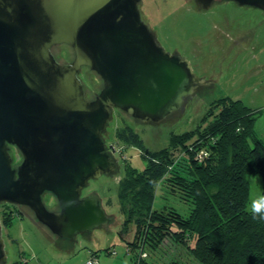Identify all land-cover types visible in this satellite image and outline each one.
<instances>
[{
    "label": "water",
    "instance_id": "1",
    "mask_svg": "<svg viewBox=\"0 0 264 264\" xmlns=\"http://www.w3.org/2000/svg\"><path fill=\"white\" fill-rule=\"evenodd\" d=\"M229 1L264 12V0ZM196 2L208 8L213 0ZM140 6L141 0H0V203L28 207L61 239L111 221L97 195L81 194L89 180L116 168L103 139L111 109L158 124L181 113L206 84L158 43ZM59 44L71 48V61L55 59ZM83 66L102 80L92 100L78 78ZM10 145L22 155L16 167ZM46 193L57 210L46 207ZM5 259L0 225V263Z\"/></svg>",
    "mask_w": 264,
    "mask_h": 264
},
{
    "label": "rangeland",
    "instance_id": "2",
    "mask_svg": "<svg viewBox=\"0 0 264 264\" xmlns=\"http://www.w3.org/2000/svg\"><path fill=\"white\" fill-rule=\"evenodd\" d=\"M140 9L158 43L167 52L173 53L174 49H178L191 61L212 66L218 77H209L213 80L211 86L206 83L209 78L203 77L206 84L187 99L183 111L158 124L142 123L117 108L111 109L103 139L107 147L111 145L114 148L116 168L108 175L89 180L81 193L82 196L94 194L100 198L102 208L111 217L109 224L94 229L90 234H77L74 240L61 239L38 222L26 206L0 203L1 237L6 254L3 264L16 261L25 264H85L93 255L97 260L95 264H134L133 257L144 252L148 255L147 264H171L174 260L197 264L186 248L170 236L164 237L159 247L152 251L142 246L133 252L128 249L127 242L133 240L135 228L131 225L127 233L121 232L124 216L119 209V193L124 177L123 166L129 162L136 169H142L145 162L137 148L117 140L115 130L128 125L139 134L148 150L157 151L168 147L170 135L192 130L210 110L218 112L219 107H214V103L228 97L241 100L256 111L254 130L257 137L264 140V12L229 0L217 3L205 12L197 10L186 0H141ZM238 31L244 36L253 35L241 60L239 57L233 59L231 55L223 59L222 53L217 51L219 47L211 48L207 44V37L215 33H223L220 35L224 43L226 33L235 37ZM252 46L254 49H249ZM53 53L58 60L66 62L73 57L71 48L66 44L55 45ZM232 61L236 64L233 65ZM221 64L223 67H220ZM228 64L236 67L229 69L226 67ZM226 74H229L228 77H225ZM78 78L82 81L87 99H92L102 88L100 77L86 66L81 67ZM174 152L179 153L178 150ZM11 154L16 167L22 161V155L16 147ZM246 178L249 198L245 210L249 211L251 202L261 196L262 181L259 175L254 174H248ZM163 185V182L160 183L156 190V207L165 201L162 200ZM43 200L48 209H58L57 201L51 194H45ZM168 200L167 203H173L182 214L187 212L189 203L185 200L174 197ZM4 209L13 211V220L8 227L1 224ZM111 251L115 253L111 254Z\"/></svg>",
    "mask_w": 264,
    "mask_h": 264
},
{
    "label": "trees",
    "instance_id": "3",
    "mask_svg": "<svg viewBox=\"0 0 264 264\" xmlns=\"http://www.w3.org/2000/svg\"><path fill=\"white\" fill-rule=\"evenodd\" d=\"M214 107L218 112L210 110L192 130L170 135L168 147L157 151L148 150L130 126L115 130L117 140L137 148L145 162L142 169L125 163L120 185L121 232L135 228L127 242L131 252L140 246L155 250L170 236L197 264H264V220L245 210L248 174L260 176L264 195V140L254 130L256 111L228 97ZM200 151L206 153L201 160ZM162 182L165 201L156 207ZM170 197L189 203L187 212L168 204ZM12 220L13 211L4 209L2 225L8 227ZM147 256L137 253L134 264H147Z\"/></svg>",
    "mask_w": 264,
    "mask_h": 264
},
{
    "label": "flooded vegetation",
    "instance_id": "4",
    "mask_svg": "<svg viewBox=\"0 0 264 264\" xmlns=\"http://www.w3.org/2000/svg\"><path fill=\"white\" fill-rule=\"evenodd\" d=\"M224 0H213V2L210 4V6L208 8H204L201 4H198L196 2V0H186V2L188 4H191L192 6H194L197 10L205 12L210 10L215 4L220 3ZM233 2V1H232ZM220 34H223L222 32H219L218 34L215 33L214 36H208L207 37V44L212 48V46H217L219 47L217 49V51L220 52V54L222 53L223 59L229 57V55H231L230 57L233 59H238L241 60L243 58V56L246 54L247 51H245L248 47L249 44H251V40L253 39V35H246L244 36L243 33H241V31H238V35H236L235 37H232V35H229V33H226L225 36L227 37V39L225 38L224 43L222 42V37ZM54 47V46H53ZM52 47V48H53ZM253 47V46H252ZM249 47V49H254V47ZM208 50H210V48H207ZM212 50V49H211ZM52 51V49H51ZM173 53L178 54L180 57L184 58L185 60L188 61L189 66L191 68L192 74L194 75V77L196 78H203V77H218L215 69L212 66H208V65H200L197 62L191 61L190 59H188L187 57L182 56L179 53L178 49H174L172 51ZM53 54V53H52ZM248 54H252L253 56L255 55V53L249 52ZM55 57V56H54ZM55 59H57L55 57ZM233 65L236 64V61H232L231 62ZM220 67H223V65L221 64ZM226 67H228L229 69H231L232 67H236V66H232L231 64L226 65ZM222 72L221 68H220V73ZM229 74H226L225 77H228ZM222 77V76H221ZM212 81V82H211ZM206 83H209V86H211L213 84V80L211 78H209V80L206 79ZM84 96H85V92H84ZM95 96V95H94ZM85 98L87 99V97L85 96ZM94 98V97H93ZM92 98V99H93ZM92 99H87V100H92ZM13 149H15V146L10 145V152L13 151ZM107 150L112 152L113 156H114V152L110 149V147H107ZM115 157V156H114ZM14 166V165H13ZM15 167V166H14ZM48 194V193H46ZM28 208V207H27ZM29 209V208H28ZM30 210V209H29ZM57 210V209H55ZM2 224V223H1ZM22 263V262H21ZM0 264H3L0 263Z\"/></svg>",
    "mask_w": 264,
    "mask_h": 264
},
{
    "label": "clouds",
    "instance_id": "5",
    "mask_svg": "<svg viewBox=\"0 0 264 264\" xmlns=\"http://www.w3.org/2000/svg\"><path fill=\"white\" fill-rule=\"evenodd\" d=\"M249 211L253 219L264 220V195L257 197L251 202Z\"/></svg>",
    "mask_w": 264,
    "mask_h": 264
},
{
    "label": "built area",
    "instance_id": "6",
    "mask_svg": "<svg viewBox=\"0 0 264 264\" xmlns=\"http://www.w3.org/2000/svg\"><path fill=\"white\" fill-rule=\"evenodd\" d=\"M205 155H206V153H205L204 151H200V152L198 153V155H197V158H198L199 160H201ZM110 253H111V254H114L115 252H114V251H111ZM145 255H146V253L144 252V253H142L141 256H145ZM96 261H97V260H96V258H95V255H93L89 260L86 261L85 264H95Z\"/></svg>",
    "mask_w": 264,
    "mask_h": 264
}]
</instances>
